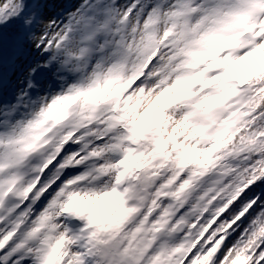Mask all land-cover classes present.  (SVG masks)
<instances>
[{
  "label": "clouds",
  "instance_id": "9594fccd",
  "mask_svg": "<svg viewBox=\"0 0 264 264\" xmlns=\"http://www.w3.org/2000/svg\"><path fill=\"white\" fill-rule=\"evenodd\" d=\"M0 10V264H264V0Z\"/></svg>",
  "mask_w": 264,
  "mask_h": 264
},
{
  "label": "rangeland",
  "instance_id": "374dc122",
  "mask_svg": "<svg viewBox=\"0 0 264 264\" xmlns=\"http://www.w3.org/2000/svg\"><path fill=\"white\" fill-rule=\"evenodd\" d=\"M48 1L51 0H46L42 3L41 0H38L35 3L36 9L42 10L46 18L55 15L56 9L58 8L67 10L75 6V0H57V3L52 4L48 3ZM21 42L22 45L19 50L16 51L23 55H11V57L7 59L9 64H11L9 66L10 69L7 75L0 77V102L3 103L15 102L17 90L27 86V82L22 79L26 69L36 62V54L31 50L30 45L26 42L24 37L21 39ZM2 64L5 63L3 62ZM49 79L50 75L47 69L40 68L33 73V80L38 84L43 85L47 83ZM29 91L31 92L33 90L29 89Z\"/></svg>",
  "mask_w": 264,
  "mask_h": 264
},
{
  "label": "trees",
  "instance_id": "16d2710c",
  "mask_svg": "<svg viewBox=\"0 0 264 264\" xmlns=\"http://www.w3.org/2000/svg\"><path fill=\"white\" fill-rule=\"evenodd\" d=\"M37 1L38 0H34V3ZM44 1L46 0H41V3ZM56 1L57 0H51L48 1V3H57ZM23 37V28L18 20H11L8 24L0 26V56H2V63H5H0V77L7 75L10 69L9 66L11 65L7 59L11 57V55H23L16 51L19 50L22 45L21 39Z\"/></svg>",
  "mask_w": 264,
  "mask_h": 264
},
{
  "label": "snow or ice",
  "instance_id": "6c2138e0",
  "mask_svg": "<svg viewBox=\"0 0 264 264\" xmlns=\"http://www.w3.org/2000/svg\"><path fill=\"white\" fill-rule=\"evenodd\" d=\"M3 10H0V13H2Z\"/></svg>",
  "mask_w": 264,
  "mask_h": 264
}]
</instances>
